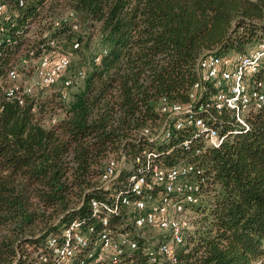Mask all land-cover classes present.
I'll return each instance as SVG.
<instances>
[{
	"label": "trees",
	"instance_id": "obj_1",
	"mask_svg": "<svg viewBox=\"0 0 264 264\" xmlns=\"http://www.w3.org/2000/svg\"><path fill=\"white\" fill-rule=\"evenodd\" d=\"M0 5L10 17L8 22L0 17V264H34L28 249L74 219L85 220V230L98 227L89 201L112 192L101 187L108 161L125 158L127 168L114 185L120 187L143 148L155 149V161L164 167L187 160L203 171L198 201L188 207L191 228L176 250L178 264H253L264 254V109L249 117V129L194 157L181 149L166 154L169 145L141 137L144 129L158 127L161 99L187 101L201 55L246 53L264 39V0H0ZM67 13L73 19L56 27ZM44 33L70 56L66 77L82 70L86 76L69 89L61 84L40 89L20 105L5 96L8 72L23 55H39ZM7 37L12 44L5 43ZM102 50L107 53L93 64L92 56ZM132 220L124 215L111 224ZM143 230L145 237L133 236L139 248L126 256L128 264H150L142 249L165 239L159 231Z\"/></svg>",
	"mask_w": 264,
	"mask_h": 264
},
{
	"label": "built area",
	"instance_id": "obj_2",
	"mask_svg": "<svg viewBox=\"0 0 264 264\" xmlns=\"http://www.w3.org/2000/svg\"><path fill=\"white\" fill-rule=\"evenodd\" d=\"M22 2L19 5L22 6ZM0 17L10 21L7 8L0 5ZM73 19L67 13L54 25L60 26ZM76 30L77 26L73 25ZM0 32H4L0 28ZM40 45L39 55L29 52L20 58L18 66L8 72L10 85L5 96L16 99L20 105L24 97L33 96L38 90L59 84L64 89L85 78V71L66 77L70 56L60 42L48 37ZM5 43L12 44L7 37ZM74 50L79 43L74 42ZM102 50L92 56L98 64ZM264 39L246 53L217 55L207 52L197 61V80L192 85L184 103L161 99V120L156 129H144L141 137L157 146L169 145L166 154L176 149L194 157L208 148L219 147L237 130L249 129V117L264 109ZM62 98L66 93L62 92ZM155 149L143 148L129 167L130 175L120 187H114L122 170L127 168L125 158L110 159L101 176L104 200L89 201L90 217L98 227L83 228L85 220L74 219L56 234L48 236L38 247L28 249L34 264H128L126 256L138 250L134 235L145 237V231H159L165 238L149 242L142 249L150 264H178L176 250L183 245L184 236L191 228L188 207L198 201L205 183L203 171L192 161L181 160L171 167L155 161ZM132 215L133 231L126 225L115 224L111 219ZM139 232V233H138ZM253 264H264V254Z\"/></svg>",
	"mask_w": 264,
	"mask_h": 264
},
{
	"label": "rangeland",
	"instance_id": "obj_3",
	"mask_svg": "<svg viewBox=\"0 0 264 264\" xmlns=\"http://www.w3.org/2000/svg\"><path fill=\"white\" fill-rule=\"evenodd\" d=\"M95 41H96V39L93 40L94 43H92V50L94 49V52H97V51H99V49H100V45H99L98 43H96ZM85 65L87 66V63H86ZM77 90H78L77 86L74 87V88H72V89L70 90V96H71L72 94H74ZM50 93H51V92L47 91L46 95H49ZM58 116H60V112L57 113L56 117H58Z\"/></svg>",
	"mask_w": 264,
	"mask_h": 264
}]
</instances>
